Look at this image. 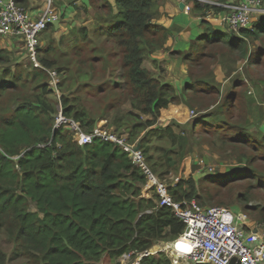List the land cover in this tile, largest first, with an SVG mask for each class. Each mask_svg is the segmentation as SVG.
<instances>
[{"label": "trees", "instance_id": "trees-1", "mask_svg": "<svg viewBox=\"0 0 264 264\" xmlns=\"http://www.w3.org/2000/svg\"><path fill=\"white\" fill-rule=\"evenodd\" d=\"M154 1L115 0L112 4L109 0H92L95 11L92 32L103 36L108 49L97 48V54L89 53L90 62L93 66L99 65L105 75L119 67L133 110L115 115L113 123L117 130L123 127L131 141L163 119L161 112L170 106L185 108L172 85L155 78L142 66L144 59H150L155 66L153 52L162 46L166 37L163 27L152 24L156 16L152 11ZM191 8L199 16H205L208 11H222L221 6L200 5L196 1ZM203 24L206 32H213L208 24ZM72 32L77 38L75 29ZM79 32L82 40L87 41L86 29L80 28ZM262 32L264 19L254 23L253 28L241 29L240 37L223 39V45L230 52L241 50L245 37ZM214 40L211 38L204 44L217 39ZM43 51L47 53L49 48ZM4 54L0 50V62L5 61ZM39 61L46 68L57 64L46 55ZM188 63L192 65L191 61ZM31 69L35 71L32 81L38 83L32 97L20 94L17 81L0 78V98L5 91H11L8 93L11 106L14 103L0 113V237L5 236L12 242L14 249H18L15 254L26 253L37 264H98L104 255L115 261L125 252L144 251L158 240L175 238L181 233L182 222L168 207L158 205L154 193L149 197L141 194L145 177L125 152L97 138L91 144L79 146L66 128H53L57 111L48 98L52 90L44 76L48 77L47 72ZM61 98L63 114L91 131L96 120L79 102ZM180 113L177 110L176 115ZM140 114L150 118L142 120ZM150 129L139 142L146 162L162 177L175 166L174 159L169 153H164L163 163L160 155L153 158L147 137L170 136L173 147L175 134L169 125ZM38 143L45 146L40 148ZM234 175L229 171L225 176ZM170 192L177 200L198 195L191 181L170 186ZM29 201L35 203L38 212L28 209ZM148 209L152 212L146 213ZM7 262L6 254L0 249V264ZM139 264L171 263L160 252L143 257Z\"/></svg>", "mask_w": 264, "mask_h": 264}, {"label": "rangeland", "instance_id": "rangeland-1", "mask_svg": "<svg viewBox=\"0 0 264 264\" xmlns=\"http://www.w3.org/2000/svg\"><path fill=\"white\" fill-rule=\"evenodd\" d=\"M210 3L212 0H205L202 4L211 5ZM21 5L30 10L23 2ZM263 19L264 1L262 11L255 15L253 22H261ZM91 27H94L93 22L89 28ZM92 28H85L88 36L87 41L82 40L80 28H73L77 39L72 32L73 29H61L59 25L48 28L41 36L40 41L43 43L39 55L41 54L42 57L46 55L47 58L56 60L57 64L52 68L59 70L57 77L61 83L56 90L51 89L52 93L48 95V98L56 111L59 103L61 104L62 96L68 97L73 103L79 102L86 109L87 114L96 120L93 126L100 125L109 130L121 132L125 129L122 127L117 130L113 123L114 116L124 115L132 109L128 101L129 95H127L124 81L119 76L118 66L112 69L111 74L105 75L99 65L91 64L89 53L97 54L95 51L97 48L108 49V45L103 41V36L92 32ZM229 33L238 37L242 36L239 31L234 34L229 30ZM229 33L227 31L222 38L229 39ZM208 34L212 37L214 32L209 31ZM217 38L218 34H215V40ZM245 38L241 50L236 49L230 52L224 45L211 49L212 53L227 51L233 58L244 59L242 60L243 66L241 67L240 64L241 68L230 79L228 92L221 93V96L213 95L210 100L206 98L199 102L202 107L207 105V101L214 102L216 100L217 102L213 104L216 105V109L211 111L208 116L213 115L217 118L209 124L207 120L203 121L204 118L200 113L191 117L188 111H191L192 108L184 103V109L170 106V109L161 112L160 118L163 119L156 121H159L160 125L155 122V125L150 128H160L162 125L171 126L175 134V145L170 146V138H172L170 136L166 139L164 137L159 139V137L148 135L147 138L152 146L149 152L153 154V158H158L160 155L162 158L160 162L163 163L165 162L164 153H169L174 159L175 166L161 177L168 184L176 185L181 181H191L198 194L191 198H194L200 206H226L234 213L239 214L247 226L253 227L264 237V120H259L261 114L257 121L252 122L250 109L246 104L254 83H258L264 88V32L256 34L254 37L247 36ZM7 42L12 43L7 46ZM198 43L204 44L205 42L200 39ZM46 48H49L47 53L43 51ZM208 48L210 49L211 46ZM0 50L6 55L5 61L0 62V78L2 76L4 80L17 81L20 85V94H31L32 97V93L37 91L38 83L32 81L35 71L31 69L24 54H21V42L8 41L7 38L0 36ZM199 53L202 54L203 51L200 50ZM209 63L212 61L205 65ZM2 70H4L3 73ZM163 71L161 69V73ZM163 74L166 73L163 72ZM174 74L177 80L182 78V73L178 68L175 69ZM44 76L48 79L45 74ZM21 84L26 87L22 88ZM47 84L51 85L48 82ZM207 88L210 87L207 85ZM9 92L11 91H5L0 98V113L11 106L12 99L8 95ZM217 97H220L219 100ZM259 100L261 103L264 102V94L259 97ZM13 105L14 103L11 107ZM263 107L264 105L261 104L259 113L262 112ZM202 109H206V107ZM177 110H180V115H176ZM168 113L170 114L168 115ZM136 114L139 113L136 112ZM140 118L145 120L150 116L140 114ZM191 119L194 121L192 122ZM177 122L187 123L177 125ZM54 123L53 119V128ZM150 128L145 129L137 138L143 137L147 130H151ZM229 171L236 175L225 176ZM143 191H146V183L141 186V192ZM151 193L152 191H149V195ZM28 209L38 212L32 201L28 202ZM38 214L41 216L40 213ZM259 219L263 220L262 223H259ZM171 239L173 238L161 239L160 246L161 242ZM157 244L156 242L154 245ZM175 245L173 243V246ZM0 249L6 254L8 259L6 264H37L26 253L16 255L18 249H14L12 242L5 236L0 237ZM160 252L167 257L169 255V251ZM98 264H114V261L104 255Z\"/></svg>", "mask_w": 264, "mask_h": 264}, {"label": "built area", "instance_id": "built-area-1", "mask_svg": "<svg viewBox=\"0 0 264 264\" xmlns=\"http://www.w3.org/2000/svg\"><path fill=\"white\" fill-rule=\"evenodd\" d=\"M203 3L205 0H197ZM264 0H234L220 4L222 11L220 21L234 34L251 26L255 13L262 11ZM188 4L184 10L189 11ZM60 9L54 0H46L42 7L33 12L27 10L19 0H0V36L8 41L21 42L24 57L31 67L45 70L51 89L56 90L59 79L57 71L45 68L39 61L40 38L49 27L60 19ZM194 115V111H190ZM54 128L64 127L79 146L90 144L94 138L109 142L126 153L130 162L141 170L146 180L144 197L152 191L158 197V205L168 207L183 224L182 234L169 242H161L158 250L169 251L172 264H264V237L253 227L247 226L239 214L226 206L202 207L194 198L177 200L170 192V186L164 178H159L145 160L138 140L130 141L125 132L118 133L100 125L91 131H85L80 122L63 114L59 103L54 119ZM38 147L45 146L38 143ZM151 213L152 210H145ZM184 238L183 247L173 246ZM160 244V242H159ZM151 251H143L136 255L132 264H137L143 255ZM130 254L119 259L125 264Z\"/></svg>", "mask_w": 264, "mask_h": 264}, {"label": "crops", "instance_id": "crops-1", "mask_svg": "<svg viewBox=\"0 0 264 264\" xmlns=\"http://www.w3.org/2000/svg\"><path fill=\"white\" fill-rule=\"evenodd\" d=\"M109 1L113 4L115 0ZM195 1L198 2L197 0L154 1L152 11L156 16L153 18L152 24L163 27L166 31V37L162 46L157 47L153 52V58L156 60L155 66L152 65L151 61L148 59L143 60L142 66L151 71L155 78L172 85L179 100L189 108H192L193 111V108H195L196 112L194 111V115L196 113L202 114L201 116L204 118L203 121L207 120V123L210 124L217 118V116L213 115L208 116L211 111L216 109V105L213 104L217 101H207V105L202 107V104H199V102L206 98L210 100L213 95L221 96V93L225 94L228 92L230 79L232 75L243 66L242 60L244 59L233 58L227 51L211 52L212 48L223 45L224 38H222V36L227 33L228 29L220 21L218 17L219 13L208 11L205 16H199L197 12L193 11L191 6ZM232 1L234 0H223L224 3ZM19 2H23L26 7L33 12H37L43 5L42 0H20ZM181 3H183V7H180ZM54 4L60 9L62 16L59 21L60 23L58 22L55 25L51 24L48 28L59 25L61 29L65 30H71L75 27L91 29L92 27L89 28V26L92 22L94 26L95 11L92 0H54ZM59 4H62V6ZM185 4L190 6L189 11L184 10ZM204 22L213 30V39H215V34L219 35L217 40H214L215 42L210 45L198 43L200 39L205 42L207 40L206 37L209 35L208 32H206L207 29L205 24H203ZM229 37L230 39L233 38V36ZM11 43L12 42H7L6 45L8 46ZM42 43L41 41V44ZM208 46H211V48L209 49ZM21 49V54H24L22 45ZM200 50L203 51L202 54L199 53ZM40 55L39 59L41 57ZM189 61L192 62L191 66L188 63ZM209 61H212V63L205 65ZM176 68L182 73V78L179 80L176 79L174 74ZM161 69L164 70L163 72L166 74H163V72L161 73ZM197 69H199V72H197ZM207 85L210 88H207ZM251 90V95L248 96L246 104L250 109L252 122L257 121L261 114L259 120H264V107L261 113L258 112L260 105H264V102L261 103L259 100V97L264 94V88L260 84L254 83V85L251 86ZM217 98L219 100L220 97ZM204 107H206V109H202ZM193 121L194 120H192V122ZM187 122H177V125H183ZM155 124L160 125V122L158 121ZM161 127L164 126L162 125ZM154 173L160 178L159 174L156 172ZM226 174L228 175L229 172ZM183 230L184 224L182 231ZM127 254H130V256L125 264H132L137 252H125L122 255ZM141 259L138 260L137 264H139ZM114 264L121 263L119 259H116Z\"/></svg>", "mask_w": 264, "mask_h": 264}, {"label": "clouds", "instance_id": "clouds-1", "mask_svg": "<svg viewBox=\"0 0 264 264\" xmlns=\"http://www.w3.org/2000/svg\"><path fill=\"white\" fill-rule=\"evenodd\" d=\"M19 1H20V0H19ZM204 2H205V1H204ZM225 3H226V2H225ZM210 4H215V5L221 6L220 4H223V3H219V4H217V3H215V2L212 1V3H210ZM200 5H202V3H200ZM189 7H190V6H189ZM189 10H190V9H189ZM220 12H221V11H220ZM220 12H219V14H220ZM60 14H61V12H60ZM219 14H218V15H219ZM257 14H259V13H255V15H257ZM61 16H62V14L60 15V19H61ZM60 19H59L57 22H59ZM258 19H262V18H258ZM253 21H254V20H253ZM253 21H252V23H251V26L248 27V28H253V24L256 23V22H253ZM55 23H56V22H55ZM45 31H46V30H45ZM239 32H240V31H239ZM44 33H45V32H44ZM229 35H230V36H233V37L236 36V35H233V34H230V33H229ZM206 38H207L206 41H208V40H210L212 37H210V36L208 35ZM206 41H205V42H206ZM45 68H46V67H45ZM52 69H54V68H52ZM48 78H49V77H48ZM47 82H48V81H47ZM58 84H59V83H58ZM60 105H61V104H60ZM93 127H94V126H93ZM84 130H85V129H84ZM85 131H86V130H85ZM122 132H123V131H122ZM120 133H121V132H120ZM129 140H130V139H129ZM135 140H138V143L140 144L138 138L135 139ZM130 141H131V140H130ZM132 141H134V140H132ZM90 144H91V143H90ZM139 147H141V144H140ZM119 149H120V148H119ZM141 149H142V148H141ZM120 150H121V149H120ZM171 212H172V211H171ZM172 213H173V212H172ZM182 224H183V223H182ZM182 232H183V231H182ZM182 232L179 233L175 238H173V239H171V240H169V241H172V240L178 238V237L182 234ZM160 241H161V240H158V241H157V243H158L157 245H154V244L156 243V242H155V243L152 245V247H150L149 249H146L147 251H151V253L148 254V255H143L141 258H143V257H145V256L155 255V254H157V253H160V251H165V250H161V249L158 250V247H159V245H160V244H159ZM169 241H167V242H169ZM164 242H166V241H164ZM160 247H161V246H160ZM152 248H153V249H152ZM146 250H144V251H146ZM135 252H136V251H135ZM141 252H143V251H141ZM141 252H137V254H138V253H141ZM161 253H162V252H161ZM121 256H122V255H121ZM121 256H120V257H121ZM120 257H119V258H120ZM119 258H118V259H119ZM135 258H136V256H135ZM141 258H140V259H141ZM167 258L170 260L169 257H167ZM170 263H171V260H170Z\"/></svg>", "mask_w": 264, "mask_h": 264}, {"label": "bare ground", "instance_id": "bare-ground-1", "mask_svg": "<svg viewBox=\"0 0 264 264\" xmlns=\"http://www.w3.org/2000/svg\"><path fill=\"white\" fill-rule=\"evenodd\" d=\"M185 241L184 238H181V240L179 242L176 243V245L180 246V247H183V242ZM175 245V246H176Z\"/></svg>", "mask_w": 264, "mask_h": 264}, {"label": "water", "instance_id": "water-1", "mask_svg": "<svg viewBox=\"0 0 264 264\" xmlns=\"http://www.w3.org/2000/svg\"><path fill=\"white\" fill-rule=\"evenodd\" d=\"M180 7H183V3L180 4ZM140 146V144H138V147Z\"/></svg>", "mask_w": 264, "mask_h": 264}]
</instances>
